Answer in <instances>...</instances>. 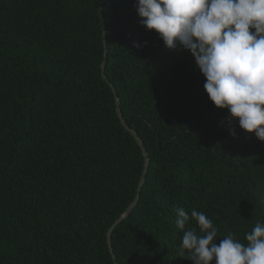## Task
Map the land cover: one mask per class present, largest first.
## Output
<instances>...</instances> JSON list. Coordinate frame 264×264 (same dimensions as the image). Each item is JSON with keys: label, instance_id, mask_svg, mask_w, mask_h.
<instances>
[{"label": "trees", "instance_id": "trees-1", "mask_svg": "<svg viewBox=\"0 0 264 264\" xmlns=\"http://www.w3.org/2000/svg\"><path fill=\"white\" fill-rule=\"evenodd\" d=\"M136 4L0 0V264H191L177 209L203 212L217 244L264 223V142L214 107L190 52L166 49ZM115 95L149 166L113 260L107 231L144 170Z\"/></svg>", "mask_w": 264, "mask_h": 264}, {"label": "clouds", "instance_id": "clouds-1", "mask_svg": "<svg viewBox=\"0 0 264 264\" xmlns=\"http://www.w3.org/2000/svg\"><path fill=\"white\" fill-rule=\"evenodd\" d=\"M136 10L166 49L190 52L209 101L227 110L229 123L264 142V0H137ZM175 227L183 233L178 256L191 264H264V223L246 243L229 234L217 244V227L195 209H177Z\"/></svg>", "mask_w": 264, "mask_h": 264}, {"label": "water", "instance_id": "water-1", "mask_svg": "<svg viewBox=\"0 0 264 264\" xmlns=\"http://www.w3.org/2000/svg\"><path fill=\"white\" fill-rule=\"evenodd\" d=\"M99 17H100L101 26H102V29H103L102 36H103V46H104L103 61H102L101 65H100V71H101V75H102L103 80L108 82L106 77H105V75H104V67H105V61H106V55H107V51H106L107 40H106V33H105V30H104V21H103V17H102L101 11H99ZM110 86H111V89H112L113 93H115L114 87L112 85H110ZM115 100H116V113H117V117H118L121 125L134 137L135 141L137 142L138 146L140 147V149L142 151V154H143V157H144V170H143L140 182L138 184L137 193H136L134 201L128 206V208L124 211V213L120 216V218L107 231L106 243H107V246H108L109 254H110V256H111V258L113 260H115V256H114V253H113V250H112V247H111V235H112V232L125 218H127L129 216V214L132 212V210L136 207V205L138 203V200H139V193H140V190H141V188H142V186H143V184L145 182V175L147 173L148 166H149L148 155H147V153H146V151H145V149L143 147L142 141L137 136L136 132L131 130L128 127V125L126 124L125 118L121 115L120 106H119V100H118L116 95H115ZM115 264H117V263L115 262Z\"/></svg>", "mask_w": 264, "mask_h": 264}]
</instances>
